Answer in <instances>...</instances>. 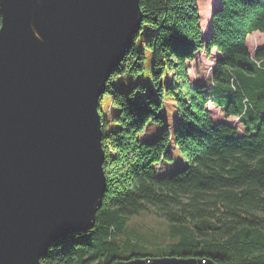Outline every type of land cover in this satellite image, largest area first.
Listing matches in <instances>:
<instances>
[{"label":"trees","instance_id":"obj_1","mask_svg":"<svg viewBox=\"0 0 264 264\" xmlns=\"http://www.w3.org/2000/svg\"><path fill=\"white\" fill-rule=\"evenodd\" d=\"M139 1V29H152L144 47L153 54L154 91L146 94L140 84L137 98L135 85H114L126 72L144 70L137 31L99 98L109 94L117 112L106 117L100 110L106 186L94 224L53 242L40 263L114 264L169 255L264 264V45L251 53L247 44L250 34L264 32V0H221L206 38L198 0ZM205 3L209 12L215 0ZM200 50L219 53L207 84L193 83L189 72ZM167 97L178 119L147 140V126L163 121ZM209 105L238 125L215 120ZM172 143L187 163L163 172L173 161ZM142 211L169 223L171 243L156 247L157 253L141 250L124 232L129 217Z\"/></svg>","mask_w":264,"mask_h":264},{"label":"water","instance_id":"obj_2","mask_svg":"<svg viewBox=\"0 0 264 264\" xmlns=\"http://www.w3.org/2000/svg\"><path fill=\"white\" fill-rule=\"evenodd\" d=\"M0 13V264H41L94 224L106 186L99 98L141 27L140 1L0 0Z\"/></svg>","mask_w":264,"mask_h":264},{"label":"rangeland","instance_id":"obj_3","mask_svg":"<svg viewBox=\"0 0 264 264\" xmlns=\"http://www.w3.org/2000/svg\"><path fill=\"white\" fill-rule=\"evenodd\" d=\"M206 0H198V4L200 7V19L201 25L203 29L204 36L209 33L211 26V17L214 13V10L221 5V0H215V4L208 12L206 8ZM211 16V17H210ZM152 31V29L144 25L135 35V42L140 48H144L145 51V67L144 70L137 74H131L130 72H126L124 75L118 77L114 80V85L116 88L128 90L135 85L136 97L140 98V93L142 88L140 84L146 86V94H151L154 91V86L151 83V69L153 63V54L152 50L144 47L145 37ZM206 58V53L196 54L193 60V63H190V70L192 76H194L195 71L198 66L203 67L204 71L209 75L211 73V58ZM193 66V67H192ZM203 77V76H200ZM194 78V77H193ZM204 79V78H201ZM206 80V78L204 79ZM193 81V80H192ZM196 83V82H193ZM110 95L104 94L103 97L99 101V109L103 112L106 117H111L113 114L117 112V108L112 105L110 101ZM213 105H209L211 108L213 118L218 121H225L230 124H237V120L235 117L229 116L226 117L223 111H219L218 108H212ZM161 115L163 117L162 122H151L146 129V139L154 140L157 138L160 133L167 127H170L174 124V122L178 119L177 107L174 100L171 97L165 98L163 109L161 110ZM241 131L240 127L238 128ZM173 161L166 165L163 164L164 167L161 171L166 172L169 170L176 171L179 168L186 165L187 160L180 153L177 146L172 143L169 147ZM160 165V164H159ZM158 165V166H159ZM152 207V206H151ZM124 232L132 238V241L135 243L134 245L139 247L141 250H149L152 253H157L154 251L156 247L166 246L171 243V239L169 237V223L167 220L158 217L157 215L150 213L148 211H142L139 214L133 215L129 217ZM118 264V263H114Z\"/></svg>","mask_w":264,"mask_h":264},{"label":"crops","instance_id":"obj_4","mask_svg":"<svg viewBox=\"0 0 264 264\" xmlns=\"http://www.w3.org/2000/svg\"><path fill=\"white\" fill-rule=\"evenodd\" d=\"M247 44L249 47V50L251 51V53H254V51L257 49V47H261L262 45H264V32H260V31H255L252 34H250L247 38ZM204 51L200 50L198 52H196V54H203ZM219 53L217 51H213V53L211 54V56H208L206 54V60H208L207 58H211V63H213L212 65H215V58L216 56H218ZM190 63H193V61H191ZM193 67V66H192ZM191 74V73H190ZM195 75L192 76L191 75V79L193 80L192 82H196V83H206L209 80L210 81V73L209 75L204 71L203 67L198 66L195 73ZM203 76V77H200ZM194 77V78H193ZM201 78H206V80L201 79ZM215 108V107H212ZM218 108V107H216ZM219 111L221 112V109L218 108Z\"/></svg>","mask_w":264,"mask_h":264}]
</instances>
